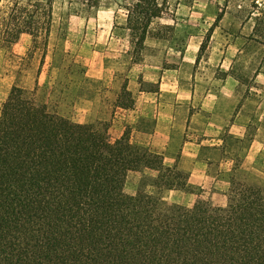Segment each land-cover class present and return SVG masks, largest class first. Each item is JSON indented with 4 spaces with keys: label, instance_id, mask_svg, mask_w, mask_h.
I'll list each match as a JSON object with an SVG mask.
<instances>
[{
    "label": "trees",
    "instance_id": "16d2710c",
    "mask_svg": "<svg viewBox=\"0 0 264 264\" xmlns=\"http://www.w3.org/2000/svg\"><path fill=\"white\" fill-rule=\"evenodd\" d=\"M161 10L158 0H135L127 22L146 34ZM51 20L52 0L15 1L0 35L35 42ZM141 168L172 172L129 134L112 140L13 85L0 113V264H264L259 184L232 176L224 206H184L126 194L128 173Z\"/></svg>",
    "mask_w": 264,
    "mask_h": 264
},
{
    "label": "rangeland",
    "instance_id": "374dc122",
    "mask_svg": "<svg viewBox=\"0 0 264 264\" xmlns=\"http://www.w3.org/2000/svg\"><path fill=\"white\" fill-rule=\"evenodd\" d=\"M15 1L24 4L27 0H0V26ZM134 1L52 0L46 37L42 34L34 42L30 34L22 33L13 43H6L0 35V113L11 87L20 85L51 112L93 124L106 130L112 140L124 133L130 136V126L120 119L122 108L134 105L138 89H159L157 67L182 68L180 76L190 81L192 68L183 62L182 54L192 35L202 37V58L217 51L218 45H212L215 39L236 41L242 52L231 71L264 98V77L254 81V74L264 71V0H158L160 16L152 19L146 34L141 29L134 32L127 22ZM218 56L211 66L217 69L215 76L222 78ZM234 177L257 183L264 192V186L251 180L246 171L238 170ZM168 181L180 187L184 174L141 168L128 173L124 192L135 195L145 190L165 199ZM198 199L215 206L222 203L220 198L212 201L208 193Z\"/></svg>",
    "mask_w": 264,
    "mask_h": 264
},
{
    "label": "crops",
    "instance_id": "0c3cea01",
    "mask_svg": "<svg viewBox=\"0 0 264 264\" xmlns=\"http://www.w3.org/2000/svg\"><path fill=\"white\" fill-rule=\"evenodd\" d=\"M217 41L212 42L217 51L202 58V37L188 38L182 59L192 68L190 81L180 76L182 68L157 67L159 89H138L134 105L122 108L120 117L131 128L132 143L160 154L164 166L184 174L185 187L164 192L165 199L184 206L192 205L202 193L212 201L222 199L217 207L224 206L238 170L264 186V98L231 71L242 52L237 42ZM217 54L222 78L215 76L217 69L211 66ZM261 77L264 71L254 74V81Z\"/></svg>",
    "mask_w": 264,
    "mask_h": 264
}]
</instances>
